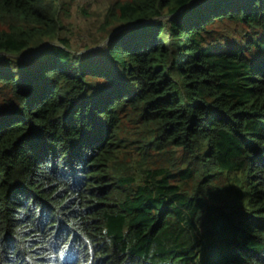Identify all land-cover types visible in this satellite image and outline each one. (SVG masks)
I'll list each match as a JSON object with an SVG mask.
<instances>
[{
    "label": "trees",
    "instance_id": "16d2710c",
    "mask_svg": "<svg viewBox=\"0 0 264 264\" xmlns=\"http://www.w3.org/2000/svg\"><path fill=\"white\" fill-rule=\"evenodd\" d=\"M0 0V264H264V0Z\"/></svg>",
    "mask_w": 264,
    "mask_h": 264
},
{
    "label": "rangeland",
    "instance_id": "374dc122",
    "mask_svg": "<svg viewBox=\"0 0 264 264\" xmlns=\"http://www.w3.org/2000/svg\"><path fill=\"white\" fill-rule=\"evenodd\" d=\"M113 0H62L68 6L65 16L66 30L63 31L72 48L81 53L98 50L102 44L92 43L101 35L106 10Z\"/></svg>",
    "mask_w": 264,
    "mask_h": 264
}]
</instances>
